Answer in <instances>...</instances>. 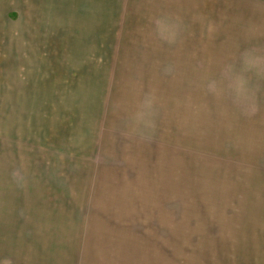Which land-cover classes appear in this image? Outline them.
<instances>
[{
  "label": "rangeland",
  "instance_id": "374dc122",
  "mask_svg": "<svg viewBox=\"0 0 264 264\" xmlns=\"http://www.w3.org/2000/svg\"><path fill=\"white\" fill-rule=\"evenodd\" d=\"M0 264H264V0H0Z\"/></svg>",
  "mask_w": 264,
  "mask_h": 264
}]
</instances>
